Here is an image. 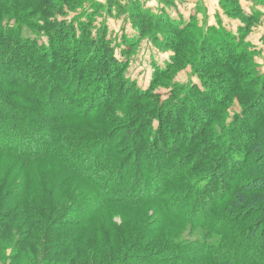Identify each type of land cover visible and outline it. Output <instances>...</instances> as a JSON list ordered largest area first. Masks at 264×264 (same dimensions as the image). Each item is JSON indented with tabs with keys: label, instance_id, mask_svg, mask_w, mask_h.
I'll use <instances>...</instances> for the list:
<instances>
[{
	"label": "trees",
	"instance_id": "16d2710c",
	"mask_svg": "<svg viewBox=\"0 0 264 264\" xmlns=\"http://www.w3.org/2000/svg\"><path fill=\"white\" fill-rule=\"evenodd\" d=\"M121 1L107 0L105 9L111 15L110 6H115L131 18L135 36L122 37L123 45L129 48L139 41L144 24L150 21L149 18L152 22V17L139 0H126L125 9L120 7ZM36 3L39 17L44 16L45 9L54 8L53 0H0V71L11 73L12 80L16 81L12 83L13 87L38 95L39 99L31 102L34 106L44 103L43 109L36 106L38 111L33 113L24 109L28 115L24 114L21 108L9 103L8 98L12 99L14 94H6L0 87V155H7L12 160L11 167L0 169V216L4 215L0 218V242L14 245L13 249L17 251L13 260L27 259L31 250H35L38 257L42 254L41 248L48 250L40 264H56L59 258H66L68 264H89L91 253L95 252L98 258H111L107 253L103 254V249L85 248L82 243L85 232L92 229L101 233L98 221H104L116 204L130 207L155 204L167 220L201 231L200 235L166 245L163 242L156 249L150 247L135 255L130 253L122 264H264V75L254 77L252 58L255 53L243 44L247 24L238 29L241 33L236 36L229 35L224 29V33L220 31L228 37L224 40L212 38L219 32L216 27L201 34L197 49H191V54L197 55V65L205 62L203 70L195 71L200 84L182 90V95H173L158 110L150 108L146 111L145 105L153 98L152 87L141 90L124 76V60L114 54L106 40L105 28L97 40L88 37L85 42L77 31L71 30L63 36V25L50 23L48 30H54L56 45L65 43L73 52L72 60L80 65L76 72L69 67L68 81L63 87L52 83L50 78L39 76L35 64L43 65L53 74L60 66L58 57L48 55L45 48L37 49L34 43L20 40L18 31L2 26L8 18L14 19L18 26L19 21L24 24L25 17L36 14L31 9ZM226 3H235V0ZM27 9L30 10L25 11ZM61 9L57 12L64 15ZM192 23V20L182 23L160 14L155 17L150 32L161 29V35L173 41L174 49H179L165 67L154 66V74L162 75L171 70L181 58V45H192L189 38L199 36V30ZM27 24L34 25L32 22ZM189 28L194 30L189 34L191 37L186 32ZM80 29L86 31L83 27ZM83 47H87L85 56L78 55L76 52ZM88 69L90 73H86ZM234 98L245 104L241 118L231 122L225 133L217 134L220 120L225 117L224 110ZM110 106L123 108L125 115H131L129 120L132 121L123 128L125 133L120 142L113 137L123 131L121 127H116L113 134L104 135L85 130L78 132L75 126L68 124L109 117L104 126H112L117 121ZM49 109L55 113L53 116L45 114ZM37 113L43 114V122L47 123L34 127L32 121L23 122L26 116L30 120ZM134 117L137 121H133ZM154 119L158 123L156 127L152 126ZM125 140L130 143L132 156L122 159L117 145L125 144ZM139 154L152 155L155 160L146 162L145 168L139 169L134 162ZM32 163H35L33 166H46L43 170L28 168L27 165ZM60 166L68 170L70 180L73 176L78 177L92 191L89 190L91 194L86 195L87 199L83 193L74 198L70 196V199L68 196L67 200L75 201L76 205L66 213L67 223L57 226L50 221L44 222L43 218H35L40 212L37 208L22 216L18 213L21 218L11 221L21 203L29 200L48 204V208L53 204L54 209L59 206L65 199L59 189H64L63 184L68 179H60L56 190L50 185L46 168L59 172L62 171ZM226 213L227 216L221 219L220 215ZM72 215L76 216L75 220L67 219ZM129 221L122 227L125 230L116 232L120 240L117 244L120 249H125L124 253H129L128 245H134L153 232L147 223L137 233L128 227L134 224ZM157 226L159 229L154 235L162 227ZM13 231L19 233L13 235ZM59 237L64 240L57 247L60 250L49 253L55 246L53 239ZM105 242L103 239L101 244L104 246ZM118 249L117 246L110 249L111 254H119ZM70 250L76 251L74 257H68ZM0 256L5 258L1 252ZM36 260L31 263L38 262Z\"/></svg>",
	"mask_w": 264,
	"mask_h": 264
},
{
	"label": "rangeland",
	"instance_id": "374dc122",
	"mask_svg": "<svg viewBox=\"0 0 264 264\" xmlns=\"http://www.w3.org/2000/svg\"><path fill=\"white\" fill-rule=\"evenodd\" d=\"M107 0H53L54 3V8L51 9H45L44 16L39 17V12L36 13V8H37V3L34 5V8L32 11H35L36 14H31L30 16L25 17L24 24L17 22L20 24L18 26L17 24L14 23V19H6L5 21L2 22V26L5 27L6 30H13V31H18V38L22 41H27L31 42L32 44L34 43L36 45L37 49L45 48L46 51H49L48 55H54L58 57L57 61L58 64L60 65L57 70L52 74L47 68H45L41 64H35L36 67L38 68V75L45 78H50L52 80V83L56 84L58 87H63L64 84L68 81L67 75L70 72L69 67L72 68L74 72L78 71L79 67V62L73 61L71 58L72 51L69 50L68 46L64 43V45L59 46L56 45L58 43L56 41V38L54 37V30H48V25L50 23H61L63 25V32L62 35L64 36L66 32L69 31H77V35L80 36L81 34V39H84L85 42L87 41L88 37H91L92 39L97 38L101 34V30L103 28L107 29L106 31V40L109 41V44L111 47L114 49V54L118 59H123L124 65H125V72L124 76H126L131 82H135L137 88L141 90H148V88L152 87L151 90V95H153V98H151V102H147L145 105V110L149 111L150 108L158 110L164 103L170 99H172L173 95H182L183 92L182 90H187L189 87L193 85H199V79L195 75V71L197 70H203L202 66L205 65L204 63H201L200 65H197L196 57L192 55L193 53L191 52V49H197V44L200 42V36L207 34V29L206 27V22L205 20L203 21V18L201 19L202 21H198L195 18L192 19V25L197 28L199 31L197 35L198 37L193 36V40L189 38L192 42V45H181L180 52H181V58L177 60L175 63L174 67L169 70L166 74H154L153 72V67L154 66H159L165 67L166 63L171 59L175 58V55L177 54V50L179 49H174L175 45L173 41H169L168 39H165V36L163 37L161 33V29H153V24H154V19L156 16L164 15V17H169V14L166 13V11H155L151 12V17H152V22L151 18L149 22H147L145 25V29L142 32V36L140 37L139 41L133 45L132 47H126L122 43V37L124 32L126 31L127 28H133V23L131 22V18L127 14L124 13V10L121 12L119 9H117L115 6H110V9L112 11L111 15L107 9H105V5H108ZM126 0H122L120 3V7H123L124 9L127 8L125 4ZM133 1V0H131ZM140 4L146 8L144 1L139 0ZM169 0H158V2H162V5H169ZM219 8L222 10V15L227 18V21H233L235 24H239L238 27L236 28L235 32H231L228 30L226 27L222 26L221 21H218V24L216 28L218 29L219 32H216L213 36L216 38H220V40L227 39L228 37L225 34L220 33V31H223V33L226 31L229 33V35H238V33H241L238 31L239 28L243 27L244 25L247 24V30L245 33V40H243V44L247 45V49L249 51L254 52L255 54L253 55L252 58V65L255 70V78H258L260 76L264 75V12H260L257 10V8L264 7V0H243L242 3H240L238 0H235V3H226L225 0H217ZM246 2L247 4L245 5ZM7 3V2H6ZM68 3L67 5H64ZM9 4V2L7 3ZM6 4V5H7ZM19 4V3H18ZM104 5L102 9L97 8L96 5ZM39 5V3H38ZM171 6V5H170ZM59 8H62L61 10L63 11L64 15L59 14L57 11ZM160 6H158V9ZM147 9V8H146ZM30 9H27L25 11H28ZM40 11V9H39ZM42 11V10H41ZM25 14V13H24ZM171 19V18H170ZM109 20H115L119 25H121L120 31L121 32H114L108 28L107 24L109 25ZM226 20V19H225ZM190 20H188L189 22ZM27 22H32L34 25H29ZM181 22V21H179ZM186 22V23H188ZM82 23V24H81ZM183 23V22H182ZM136 25V23H134ZM138 28V25H136ZM18 27H20L18 29ZM80 27H83L86 29V31H82ZM163 29V28H162ZM216 29V30H217ZM225 31H224V30ZM235 29V28H234ZM194 30L192 28H189L186 32L188 33V36H190V33H193ZM84 34V37L82 38V35ZM154 34L157 35V37H154ZM202 34V35H201ZM255 34V35H253ZM172 35V34H171ZM174 35V34H173ZM172 35V36H173ZM254 37V41H248V38ZM175 37V35L173 36ZM191 37V36H190ZM257 37H259L257 39ZM261 40V41H260ZM84 42V43H85ZM219 42V41H218ZM172 45H170V44ZM87 44L85 43L84 46ZM51 46V47H50ZM58 46V47H57ZM76 48V47H75ZM87 49V47H85ZM85 48L77 51L76 53L78 55L83 56L84 53H86ZM85 51V52H84ZM127 51V52H126ZM151 51H154V56L160 59H151L148 60L146 54H150ZM126 52V53H125ZM196 52V51H195ZM51 53V54H50ZM192 53V54H191ZM124 54V56H123ZM162 58H161V56ZM85 56V55H84ZM151 57V56H150ZM79 58V57H78ZM77 58V59H78ZM165 58L164 63H162L161 60ZM31 60V58L29 57ZM13 62V61H11ZM38 65V66H37ZM200 66V67H198ZM64 69V72H63ZM89 72L90 70L88 69L86 73ZM81 73V72H80ZM212 73V72H210ZM217 73V72H215ZM213 74V73H212ZM221 74V73H220ZM37 75V78L39 77ZM66 77V78H65ZM16 78V77H15ZM9 79H11V82H7ZM13 78L11 77V73H5L4 71H0V87L3 88L4 93L6 94H14L12 95V99L8 98L9 103L15 104V108H21L22 112L25 114L28 111L33 113L34 111H38L35 107L37 106L39 110L44 108V103L42 102L41 105H36L31 103V102H36L39 97L38 95H34L32 92L26 90L24 93L21 91V89L17 86L13 87L12 83L16 82L15 80H12ZM39 79V78H38ZM82 81H84L82 79ZM36 86V85H35ZM36 89L38 86L35 87ZM34 88V89H35ZM16 94V95H15ZM83 96V94H81ZM231 104L228 105L227 108H225V117H223L222 120H220L221 125L219 126L218 130H216L217 134L218 133H225L227 130L229 124L237 117L241 118V112L245 107V104H241L237 101V99L231 100ZM23 108V109H22ZM24 109L27 110V112L23 111ZM110 110L112 111L114 120L117 121L114 125L110 126H104L106 121L109 119L107 118H100L96 120L95 118H92L91 120H81V121H72L69 122L68 124H71V126H75L78 132L80 130H85L89 131V133H104L105 134H113L115 131L116 127H121L122 129L125 128L129 122L132 120H129V116L131 115H125L126 112H124L123 108L116 107V106H110ZM116 111V112H115ZM223 111V110H221ZM42 113V112H41ZM50 116H53L55 113L51 111L50 109L47 110V113ZM60 115V113L58 112ZM28 115V113H27ZM42 116L39 115V113L36 114L35 118H31L30 120L27 118V116L24 118L25 123H30L31 121L33 122L32 126L34 127H39L40 124H45L47 122H43V114ZM138 118L133 119V121H137ZM128 120V121H127ZM136 123V122H135ZM103 124V125H101ZM153 127L158 126L157 120L154 119L152 123ZM52 128V126H51ZM135 129V128H134ZM124 129L123 131L120 130L115 134L113 139L117 142H120L123 140V135H124ZM94 135V134H93ZM140 137V136H139ZM138 137V138H139ZM125 144L122 143V145H117V150H121V158H126V157H131L132 156V148L130 147V143L125 140ZM131 148V149H130ZM146 157V159H144ZM164 157V155L162 156ZM155 157L154 156H143L142 154L136 155V162L135 164L138 165L139 169H144L145 165L149 161H154ZM49 162H52L48 160ZM147 162V163H146ZM32 163L30 165H27V167H37L36 169L43 170L46 165L40 166L36 165L33 166ZM53 165V163H50ZM134 164V163H133ZM56 165V164H55ZM12 166V160L7 156H1L0 155V169L2 168H7ZM57 166V165H56ZM132 167V166H131ZM62 167L60 166V170L62 171H56L53 168H46L47 172L49 173L50 177V185L54 189H59V181L60 179L62 180L63 178H67L68 182L66 184H63L64 189L62 187L59 189L60 191L62 190V193L65 194V199L59 204L56 209H54V204L52 205L53 207L48 208V204L44 203H32L31 200L26 201L21 203L19 206V210L14 214V216L10 219L11 221L21 218L18 217V213L22 215H25L33 209L37 208L36 210L39 209L40 212L36 213V217L38 219L44 220L45 221H50L53 222V224H56L57 226H60L64 223H67L66 221V213L72 211L74 209V205H76V202L71 200L68 201L67 198L70 196L72 198L76 197L77 195H82L84 194V198L87 199L86 195L89 196L92 191L90 190L89 186L86 184H83L80 182L78 177L73 176V179H69V174L68 170L61 169ZM35 169V170H36ZM58 170V168H56ZM54 172H58L55 176L53 175ZM45 174L48 176V174L45 172ZM125 177V175L123 174ZM127 178V177H125ZM45 188V185H44ZM47 189H49V186H46ZM80 189V190H79ZM88 189V190H87ZM78 193V191H81ZM86 190V192H84ZM91 191V193L89 192ZM46 199V198H45ZM55 201V200H54ZM111 211H109L108 217L106 216L105 220L101 221L99 220L100 227L99 229L101 230V233H97L95 231H92V229L88 230L84 234V238L82 243H84L85 248L91 249L94 251H100L103 249V254L107 253L110 255L111 258H98L96 255V252L94 254L91 253L92 258L90 259L89 264H122L124 262L125 257H129L130 253L131 255H135L138 253H141L142 251L148 250L150 247H153V249L157 248L159 244H164L166 245L167 243L171 241H178V240H183L187 239L192 235H200L201 231L198 230H192L191 228H188L185 225H182L176 221H170L167 220L165 216H163L162 212L160 211V208L155 205V204H145L143 206H138V207H130L128 205L124 204H116L113 207H111ZM5 212V210H3ZM227 216V213L225 215H220L221 219H224ZM0 218H4V215L0 216ZM50 219V220H49ZM67 219L75 220L76 216H70ZM130 220L134 222V224L128 226L133 228L135 232L139 233L142 228L148 223L149 229H153V232L150 234L151 236H148L147 238H142L141 240L137 241L134 245H128V251L129 253H124L125 249L122 250L120 249L119 245L117 242L120 240L117 239L116 232L125 230L123 225H127L130 223ZM56 222V223H55ZM157 225L162 226L160 228V231L158 232L157 235H154V233L159 229ZM72 231V230H69ZM19 232H14L13 235H17ZM203 233V232H202ZM204 235V234H202ZM53 239V238H52ZM63 238L60 239L56 238L55 240L53 239V244L55 243V246L50 250L49 253L53 254L57 251L60 250L59 247L63 241ZM105 239V245L103 246L101 244L102 240ZM114 241L116 244H114ZM155 245L150 246V243ZM98 243V244H97ZM4 244V245H3ZM97 246V248H96ZM108 246V248H105ZM117 246L118 253L116 255L111 254V250H113ZM132 246V248H131ZM14 245L8 244L7 241L5 242H0V252L5 256L3 258L0 256V264H29L31 263V260H36L38 262H34L31 264H40L42 261L43 255L47 252L48 249L41 248L40 251H42V254L40 253L37 257V253L35 250H31L29 257L27 259H21V260H13V254L17 251L14 250ZM131 248V249H130ZM142 249V250H141ZM77 249L76 251H78ZM75 250H70L68 257H74V253L76 252ZM127 252V251H126ZM133 253V254H132ZM84 256V255H83ZM82 256V257H83ZM12 257V258H11ZM30 261V262H29ZM40 262V263H39ZM57 262V263H56ZM56 264H68V260L66 261V258H59L56 260ZM45 264V262H43ZM53 264V263H51ZM71 264V262H70Z\"/></svg>",
	"mask_w": 264,
	"mask_h": 264
},
{
	"label": "crops",
	"instance_id": "0c3cea01",
	"mask_svg": "<svg viewBox=\"0 0 264 264\" xmlns=\"http://www.w3.org/2000/svg\"><path fill=\"white\" fill-rule=\"evenodd\" d=\"M146 2V8L152 12L155 11H166L169 14L170 18L175 21H181L183 23L188 22V20H192L195 18L199 22L205 20L206 27H216L218 21L222 20V26L226 27L231 32H235L236 28L239 24H235L233 21H227V18L222 15V10L219 8L217 0H169V5H162V2H158V0H141ZM242 3L243 0H238ZM245 5L247 4L245 1L243 2ZM171 5V6H170ZM248 5V4H247ZM158 6L160 8L158 9ZM260 12H264V7L257 8ZM226 19V20H225ZM118 22V21H117ZM115 20H109L108 28H110L111 32H121L119 25ZM235 28V29H234ZM235 30V31H234ZM122 34V32H121ZM123 35H126L127 38H132L135 36V32L131 28H127ZM255 35V34H253ZM250 37V36H249ZM254 37L248 38V41H254ZM259 37H257L258 39ZM261 41V40H260ZM148 60L156 59L154 56V51H151L150 54H146ZM151 56V57H150ZM161 56V55H160ZM162 58V56H161ZM160 59V58H157ZM156 59V60H157ZM162 63L165 61V58L161 60Z\"/></svg>",
	"mask_w": 264,
	"mask_h": 264
},
{
	"label": "flooded vegetation",
	"instance_id": "af4514ba",
	"mask_svg": "<svg viewBox=\"0 0 264 264\" xmlns=\"http://www.w3.org/2000/svg\"><path fill=\"white\" fill-rule=\"evenodd\" d=\"M164 63V62H163Z\"/></svg>",
	"mask_w": 264,
	"mask_h": 264
}]
</instances>
